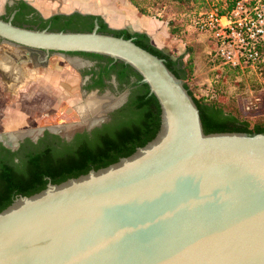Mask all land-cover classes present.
<instances>
[{
  "label": "water",
  "instance_id": "95a60500",
  "mask_svg": "<svg viewBox=\"0 0 264 264\" xmlns=\"http://www.w3.org/2000/svg\"><path fill=\"white\" fill-rule=\"evenodd\" d=\"M93 16L90 31L0 18V41L15 48L0 62L5 79L24 77L17 69L26 61L13 52L27 61L31 50L44 61L50 53L105 57L140 76L159 105V129L117 159L16 196L0 210V264H264V132L204 133L165 60L133 37L100 31L99 18L116 28Z\"/></svg>",
  "mask_w": 264,
  "mask_h": 264
},
{
  "label": "flooded vegetation",
  "instance_id": "af4514ba",
  "mask_svg": "<svg viewBox=\"0 0 264 264\" xmlns=\"http://www.w3.org/2000/svg\"><path fill=\"white\" fill-rule=\"evenodd\" d=\"M37 2L38 6L33 1L30 6L19 0H12V3L6 6L9 11L8 17L0 18L7 20L13 14V24L17 26L31 29L48 28L52 31H77L78 29L76 30L75 28L78 26L93 25L95 18L93 15L103 17L107 15L114 18L115 22L119 19L118 15H113V10L116 7L110 2L103 3L90 0H38ZM86 3H90L92 9L85 11L79 7V4ZM74 11L91 14L81 16ZM58 12H60L59 15L55 14L45 17L48 14ZM122 14L120 19H126L127 17H124L126 15ZM55 17H59V19H54ZM99 19L98 23L101 25L103 22ZM18 21L35 23L36 26L21 25ZM66 23H68V26H65ZM107 23L109 24L108 21ZM109 26L112 29L125 27L123 24H109ZM116 29L111 30L108 28L109 31L104 33L124 37L118 34L123 30ZM162 30L160 28V31ZM134 35L132 36L136 40ZM0 44L4 45V48L0 51L3 54L7 45L2 44L1 41ZM147 44L156 49V46L152 45L149 40ZM10 46L9 48H12ZM30 52L28 61L25 56L18 58L19 53H13L17 61H26L24 64L28 66L24 67L22 64L23 69H28L27 67L36 69L40 79H43L50 88H56L57 91L48 93L49 102L43 114L46 118H41L36 126L23 130L12 128L11 132H5L4 129L0 130V175L6 169L13 176L24 179L25 171L31 164V159L35 158V156L39 157V159H45V155H68L80 147L94 146L102 143L104 139L112 135L115 131L116 125L114 124L116 121L119 124L126 121L132 122L136 118L134 116L136 111L133 109L132 102L145 93L141 88L142 84L133 75L123 71L118 66H114L115 63L98 56L50 53L47 61H44V52L32 50ZM53 55H59L66 59L71 65V71L62 73V68L57 65L54 66L56 68L53 67V76L46 77ZM70 59H76L81 62L79 65H73ZM19 70L17 69V71ZM0 75L3 82H8L10 79H5L1 69ZM11 82L14 83V80H11ZM52 97H54L53 101H51ZM147 97H149L148 94ZM93 99H108L111 103L99 115L91 112H82L80 109L88 107ZM54 105L55 107H53ZM13 125L16 124H10L8 127H13ZM9 134L18 135L14 140H11L14 135L8 139L2 138L6 135L9 136ZM140 137L143 138L144 135L140 134ZM9 195L8 200L11 203L16 196L21 194L18 193L17 189H14L10 191Z\"/></svg>",
  "mask_w": 264,
  "mask_h": 264
},
{
  "label": "rangeland",
  "instance_id": "374dc122",
  "mask_svg": "<svg viewBox=\"0 0 264 264\" xmlns=\"http://www.w3.org/2000/svg\"><path fill=\"white\" fill-rule=\"evenodd\" d=\"M90 1L113 3L116 7L115 11L117 10L120 16L124 13L126 15L124 17L129 19L132 14L136 15V9L127 0ZM11 3L12 0H0V17H8L9 11L6 6ZM230 3L231 0H197V3L192 0L188 3L187 11L184 13L170 5L149 16H145V18L137 12L138 16L136 15V17L145 24L147 29L152 25L155 28H164L159 35L160 39L154 40L161 49H163L162 45L165 43V45L168 46L169 44L175 50L178 47L182 51L184 62L179 61L181 64L180 69H183L187 76L182 81L197 100L204 97V102L210 103L212 95L209 94V91L213 89V85L217 86L215 88L219 89V93L213 103L220 106L223 111L234 114L240 120L249 122L250 127H252L257 123H264V67L255 68V71L254 69L248 71L238 70L239 74L232 75L228 68L222 67L220 62L206 53L208 48H214L212 41L207 36L203 37L190 28L189 20L196 14L211 9L222 11L227 9ZM171 20H173L174 24L168 25ZM18 22L21 25L36 26L35 23ZM88 26L86 24L75 29H78L77 31H86ZM147 29L144 30L147 31ZM7 48L4 49L3 54L0 53V62L2 58L5 59L6 51H13V48ZM188 54H191V56L189 57ZM70 62L73 65H79L81 61L70 59ZM69 64L66 59L59 55H53L46 77L53 76V67L57 65L62 68V73H69L71 71V65ZM25 66L28 65L24 64ZM27 68L28 70H19L20 74L24 71V77L14 83L3 82L0 75L1 131L4 129L5 132H11L12 128L31 129L39 123L41 118H46L43 114L49 102L48 93L57 90L45 84V81L40 79L36 69ZM53 100L54 97L51 98V101ZM248 107L249 109H247ZM10 124L16 125L8 127Z\"/></svg>",
  "mask_w": 264,
  "mask_h": 264
},
{
  "label": "trees",
  "instance_id": "16d2710c",
  "mask_svg": "<svg viewBox=\"0 0 264 264\" xmlns=\"http://www.w3.org/2000/svg\"><path fill=\"white\" fill-rule=\"evenodd\" d=\"M128 3L136 9V11L142 16H149L156 11L164 9L166 6H174L181 13L187 11V5L192 0H127ZM197 3V0H194ZM233 5L231 0L227 9L219 10L221 13L229 10ZM197 15V14H196ZM59 19L55 17L54 19ZM174 20V19H173ZM173 20L168 22V25H173ZM191 20H189L190 22ZM68 26V23L65 24ZM92 25L88 26L86 31H90ZM100 31L108 32L106 25L101 23ZM118 33V32H117ZM118 34L124 36L125 39L133 37L126 31H120ZM136 36L135 44L143 49L151 52L159 58L165 60L167 68L179 79L185 80L187 78L186 72L181 68V64L177 61H173L169 56L164 55L158 49L147 44V38L144 35ZM191 54H189V57ZM111 62L110 59L100 57ZM114 66L120 67L123 71L129 72L136 79L140 80V76L132 71L129 67L116 63ZM178 66V67H177ZM261 67H264L262 65ZM230 70L232 75H237L240 72L238 70ZM248 71V70H247ZM185 88L189 94L193 97L195 104L197 105L201 123L204 133H221V132H264V123H257L250 127L249 122L242 121L234 114L225 112L223 109L216 105L214 99L219 93V89H216L213 85V89L209 94L212 95V101L210 103L204 102V97L197 100L192 92L189 91L186 84ZM144 90V95L140 96L136 101L132 102L133 109L136 111L134 116L136 118L132 122H123L121 124L115 122V131L109 138L103 140L102 143H98L94 146H83L78 148L71 154L64 155H45V159L35 158L31 159V164L25 171V179L17 176H13L9 170L4 169V173L0 175V210L10 204L9 194L10 191L17 189L18 193L23 196H27L34 191L40 189L47 184V179H50L51 183L73 176L75 174L84 172L96 166L110 162L117 159L130 151L134 150L146 140H148L158 129L160 123V109L156 99L153 96L147 97L148 87L141 85ZM144 135L143 138L140 137ZM21 176V177H24ZM45 178H47L45 180ZM26 180V181H24ZM24 181V182H23ZM4 201V203H2Z\"/></svg>",
  "mask_w": 264,
  "mask_h": 264
},
{
  "label": "built area",
  "instance_id": "2783aa9c",
  "mask_svg": "<svg viewBox=\"0 0 264 264\" xmlns=\"http://www.w3.org/2000/svg\"><path fill=\"white\" fill-rule=\"evenodd\" d=\"M190 28L212 41L214 48H208L207 53L222 67L255 71L264 65L262 0H233L224 13L218 9L198 13L191 19Z\"/></svg>",
  "mask_w": 264,
  "mask_h": 264
},
{
  "label": "crops",
  "instance_id": "0c3cea01",
  "mask_svg": "<svg viewBox=\"0 0 264 264\" xmlns=\"http://www.w3.org/2000/svg\"><path fill=\"white\" fill-rule=\"evenodd\" d=\"M19 1H21V2H24V3H26L27 5H32V1L35 3V4H37V6H38V0L36 1V0H19ZM60 12H58V13H52V14H48L47 16H45V17H50V16H52V15H55V14H59ZM135 14L137 15V11L135 10ZM113 15H118L117 17L119 18V19H117L116 20V22L114 21L115 19L114 18H112V17H108V19H107V21L109 22V24L111 25V24H117V25H119V24H123L125 27H128V28H131V29H133L134 30V28L139 24V23H141V25L143 26V28L144 29H147L146 28V26H145V24H143L141 21H140V19L139 18H137L136 17V15H134V14H132V17L129 19V18H126V19H123V20H121L120 19V15H119V13H118V11L116 10H113ZM138 16V15H137ZM141 16V15H140ZM143 18H145V16H142ZM135 23H136V26H135ZM125 27H120V28H117V29H122V28H125ZM162 29H164V28H162ZM146 32V33H145ZM145 32H142V33H144V34H146V35H148V36H150V35H152V37L154 38V40H159L160 39V37H159V35H160V33H162V31H160V28H155L153 25L149 28V29H147V31H145ZM165 32H166V29H165ZM150 34V35H149ZM151 37V36H150ZM170 45L168 44V46L167 45H165V43H164V45H162V48L166 51V52H168L170 55H172V57H173V61H177V62H179V61H183L184 62V58H182V51H180L179 49H178V47H177V49L175 50L172 46H170ZM4 48V45H1L0 44V51H1V49H3ZM158 48V47H157ZM159 49H161V47H159ZM207 53V52H206ZM188 56H189V54H188ZM28 70V69H27Z\"/></svg>",
  "mask_w": 264,
  "mask_h": 264
},
{
  "label": "bare ground",
  "instance_id": "6f19581e",
  "mask_svg": "<svg viewBox=\"0 0 264 264\" xmlns=\"http://www.w3.org/2000/svg\"><path fill=\"white\" fill-rule=\"evenodd\" d=\"M79 1V0H78ZM83 1V0H82ZM84 2H86V1H84ZM88 2V1H87ZM91 5H90V3H86V4H82V5H80L79 4V7H81V9L82 10H85V11H88V10H90V8L92 9V7H90ZM104 18H105V20L107 21V19H108V17H107V15H104ZM135 26H136V23H135ZM128 28V27H127ZM134 30H136V31H140V32H145L146 30H144V28H143V26L141 25V23H139L135 28H134ZM146 33V32H145ZM150 35V34H149ZM151 37V44L152 45H154V46H156V47H158L159 48V46H158V44L157 43H155V41H154V38L152 37V35H150ZM111 103V101L110 100H108V99H104V100H98V99H93V100H91V102L89 103V105H88V107H82L80 110L82 111V112H84V113H86V112H91V113H94L95 115H99V114H101L102 112H103V110L107 107V106H109V104ZM14 135V136H13ZM9 134V136H3L2 138H5V139H8V138H11L12 136V138H11V140H14V138H16V136L18 135H15V134ZM20 135V134H19Z\"/></svg>",
  "mask_w": 264,
  "mask_h": 264
}]
</instances>
